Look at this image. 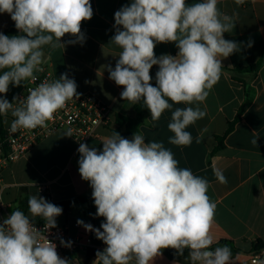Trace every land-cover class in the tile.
I'll return each mask as SVG.
<instances>
[{"label":"clouds","instance_id":"obj_1","mask_svg":"<svg viewBox=\"0 0 264 264\" xmlns=\"http://www.w3.org/2000/svg\"><path fill=\"white\" fill-rule=\"evenodd\" d=\"M217 5L218 0H131L114 14L110 43L121 51L114 68L107 66L109 79L123 88V101L142 103L154 122L166 110L171 112L167 127L172 145L192 143L186 129L206 116L199 104L219 81L222 60L240 51V44L224 38L236 26L235 14L222 13ZM0 14H8L21 33L0 32V94H6L10 85L38 79L34 73L42 71L46 47L83 44L81 25L92 19L93 9L90 0H0ZM65 35L74 39L62 41ZM161 43H174L177 54L157 57L154 49ZM153 66H158L155 85ZM78 97L76 81L64 73L30 88L26 98H14L15 103L0 95V116L11 113L12 133L45 127ZM179 104L186 107L174 108ZM64 136H73L72 130ZM257 138L253 132V145ZM101 143L102 149L86 143L78 147L79 174L92 189L95 215L104 218L99 228L77 220L106 245L96 252L94 264H154L168 248L178 255L187 250L190 264H232L227 245L212 247L216 203L207 195V179L179 167L163 142H145L142 134L134 132L129 139L114 130ZM214 175L227 183L219 169ZM27 208L44 227L38 229L24 211H12L0 222V264H72L45 235L57 226L63 209L39 195L28 198ZM61 244L71 247V242Z\"/></svg>","mask_w":264,"mask_h":264},{"label":"crops","instance_id":"obj_2","mask_svg":"<svg viewBox=\"0 0 264 264\" xmlns=\"http://www.w3.org/2000/svg\"><path fill=\"white\" fill-rule=\"evenodd\" d=\"M131 0H90L93 9L91 20L82 22L81 31L85 36L83 44H66L65 48L51 50L45 48L42 64H48L53 78L59 79L67 73L76 81L79 96L90 94L101 103L112 108L113 114L134 117V105L120 98L122 87L109 79L107 66H115L120 49L111 44L115 34L114 14ZM198 0H187L195 3ZM217 7L222 13L234 15L236 26L224 38L240 44V51L222 60V71L219 81L209 91V95L199 107L206 111V116L186 129L193 137L187 146L170 144L173 135L167 127L171 112L166 110L159 121H153L151 114L144 118L138 133L145 137V142H163L179 161V167L189 168L194 175L203 177L209 182L207 195L216 203L214 219L211 224L213 245L227 241L232 251V264H252L251 254L257 240L264 241V66L255 79L248 81L252 92V101L244 110L233 130L223 140V147L212 153L217 145L216 136H222L228 123L244 103V89L224 69L236 66H247L255 63L264 46V0H218ZM14 22L8 14H0V32L3 33ZM17 35L21 33L17 30ZM74 39L65 35L62 41ZM251 42V47L249 43ZM157 57L163 54L175 56L178 49L174 43L157 44ZM158 66H153L150 75L155 85V73ZM20 86H9V91L2 94L9 102L20 90ZM171 103V101H169ZM194 106V105H193ZM175 107H186L184 104ZM10 113L2 117L3 128L10 124ZM117 126L113 121L109 127L98 128L99 138L85 141L89 147L102 149V141L111 135ZM253 132L258 135L257 144L251 143ZM63 131L51 134L40 141L25 155L14 160L0 172V222L12 211L24 210L30 196L36 195L38 186L46 189V200L58 203L77 197L91 196L92 189L79 174L78 147L80 143L71 137L64 136ZM219 169L227 178L221 184L214 171ZM93 202L75 203L66 214L56 218L57 225L67 226L68 234L75 236L85 234L84 229L77 230L73 223L77 220L95 223L98 228L103 217L95 215ZM33 222H44L40 217H31ZM92 244L103 251L106 247L95 235ZM220 245L218 247H223ZM72 264H94L96 257L86 259L85 252L64 256ZM154 264H190L188 251L178 255L175 249H162V254L155 258ZM260 264V263H257Z\"/></svg>","mask_w":264,"mask_h":264},{"label":"built area","instance_id":"obj_3","mask_svg":"<svg viewBox=\"0 0 264 264\" xmlns=\"http://www.w3.org/2000/svg\"><path fill=\"white\" fill-rule=\"evenodd\" d=\"M42 71L34 73L38 79L25 81L20 90L13 97L15 99L26 98L30 88L37 87L45 81H53V74L48 64H41ZM10 124L14 119L10 113ZM114 121L112 108L101 103L90 94L81 95L66 103L64 108L58 110L53 118L47 122L45 127H37L35 129H18L15 133L10 132V124L3 129L0 135V172L8 167L14 160L25 155L38 142L49 137L51 134L63 131L66 132L69 128L72 130L71 138L77 143H83L91 139L99 138L97 129L109 127ZM36 195L46 199V189L44 186H38ZM38 229H43L44 222H33ZM85 224H91L94 228L98 226L89 221H84ZM73 227L77 230L84 229L85 234H77L70 236L67 226L57 225L55 228L45 232L47 238L56 244L57 252L60 257L72 255L79 252H87L88 250L102 251L97 249L92 244L94 232L87 231L83 226L78 225L77 221L73 223ZM61 240L71 242V247H64ZM264 261V249L253 251L250 262L252 264Z\"/></svg>","mask_w":264,"mask_h":264},{"label":"trees","instance_id":"obj_4","mask_svg":"<svg viewBox=\"0 0 264 264\" xmlns=\"http://www.w3.org/2000/svg\"><path fill=\"white\" fill-rule=\"evenodd\" d=\"M3 34L9 35V36L17 35L18 33H17V29L15 28V24L13 23L7 29H5L3 31ZM262 66H264V46H262L261 52H260V57L255 63L247 65V66H243V67L236 66L232 69H224L228 73H230L231 77L235 81L239 82L242 85V87L244 89L245 100H244V103L242 104V106L240 107V109L237 111L234 119L228 123V127H227L225 133L222 136H216L215 137V139L217 141V145L214 148L212 153L217 152L219 149H221L223 147V140H224L225 136L233 130L235 123L240 119V116L242 115L244 110L248 107L250 102L252 101L253 95H252V92L250 91L249 83H246L244 81V79H248V81L255 79L257 72L259 71V69ZM0 95H2V94H0ZM134 110H135V116L134 117H126V116H122L119 114L114 115V122H115L117 127L115 129L111 130V134L115 130L116 132H119L123 137L130 139L134 132L138 133L140 126L144 122V118L147 115H150V112L148 109H146L144 107V105L142 103L135 104ZM3 129L4 128L2 126V117L0 116V135H2ZM79 202H82V203L93 202L92 195L86 196V197H77V198L72 199V200L53 203V204L61 207L63 209L61 215H64L67 213L68 209L73 204L79 203ZM27 210H28V208L25 207L23 211L26 212ZM40 222H42V221H40ZM220 245H231V243H229L227 241H222L220 243L212 245V247L215 248V247H218ZM259 249H264V241L257 240L255 242L253 250L256 251ZM96 252L97 251H95V250H88L86 252V259L96 257Z\"/></svg>","mask_w":264,"mask_h":264}]
</instances>
